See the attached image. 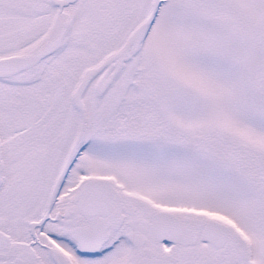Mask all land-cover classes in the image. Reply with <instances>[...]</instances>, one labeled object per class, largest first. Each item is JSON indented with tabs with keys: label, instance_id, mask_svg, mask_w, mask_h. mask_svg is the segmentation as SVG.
<instances>
[{
	"label": "snow or ice",
	"instance_id": "obj_1",
	"mask_svg": "<svg viewBox=\"0 0 264 264\" xmlns=\"http://www.w3.org/2000/svg\"><path fill=\"white\" fill-rule=\"evenodd\" d=\"M0 264H264V0H0Z\"/></svg>",
	"mask_w": 264,
	"mask_h": 264
}]
</instances>
